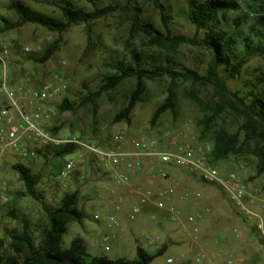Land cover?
<instances>
[{
  "label": "rangeland",
  "instance_id": "rangeland-1",
  "mask_svg": "<svg viewBox=\"0 0 264 264\" xmlns=\"http://www.w3.org/2000/svg\"><path fill=\"white\" fill-rule=\"evenodd\" d=\"M12 1L14 0H0V25H2L1 20H6L10 24L17 21L15 13L8 9ZM21 1L37 11L54 18H61V12L56 6L58 0ZM71 1L78 7L86 8L87 11L93 10L90 0ZM237 1L242 11L239 14H230L228 22H223L222 27L225 30L234 29L235 17L241 16L243 21L238 29V36L241 37L240 39L249 36L252 44L257 45L262 39L261 33L258 31L259 26H256L254 31L251 29L256 17L248 6H264V0ZM96 4L140 7L144 10V22L152 23L157 29L166 33L161 12L155 8L154 0H97ZM163 5L172 18L168 21L172 35L193 38L196 30L187 17L188 0H164ZM130 26V17L126 14H116L100 21L94 27L97 48L92 53H87L88 42L84 27H74L58 35L40 26L28 24L0 34V44H7L11 48L12 74L15 81L13 85L20 82L25 74H29L36 82L51 80L58 74L64 77L68 84V91L64 97L76 102H80L88 92L98 90L104 76L110 72L107 64L128 60L131 49L137 52H141L142 49L147 51L144 57L146 68L151 67V59H154L156 63H160L159 65L170 66L177 71L193 69L205 74L211 59L208 51L191 45L179 47L176 54L156 47L148 50L147 40L141 36L132 40V47L129 49L126 42L129 38ZM58 39H61L60 49L51 61L40 65L30 59L40 57L47 46ZM25 48H30L31 53H25ZM262 72H264V55L258 53L248 64L242 77L231 81L229 86L233 91L240 90ZM135 83V80H129L115 92L104 95L97 103V114H94V108L90 105L74 113L64 114L58 111L59 103L42 106L43 123L47 129L61 127L59 133L61 138L80 139L92 142L91 145L95 147L101 145L102 148L112 146L118 133H124L129 139L157 138L163 143L173 141L178 144L191 143L190 137H193L194 144H200L201 128L198 123L206 112L193 102L192 97L199 98L202 107L205 108L213 98L210 88L196 86L189 81L178 82L177 117L174 118L172 114L167 113L156 127H152L150 122L153 113L164 102L171 80L165 77L155 82L146 81L144 101L137 105L131 123H113L115 114L125 105L126 98ZM217 124H227L231 132L237 130L232 120L226 116L218 119ZM206 142L205 145H209L210 138H207ZM5 156L6 161L3 163L0 177L8 187L11 204L7 208L0 207V239L4 238L7 244L10 241L6 236V230H21L23 222L26 221L33 237L38 240L37 227L48 221L41 203L30 197L17 201L13 199L16 192L25 191L18 173L12 169L13 165L21 163L29 167L33 174L41 176L37 191L45 205L50 208L59 205L64 193L78 191V207L85 213V219L81 224L73 223L69 226L63 237L64 248H69L75 239H81L92 256H105L112 260L120 258L134 260L137 245L155 254L163 243L168 249L152 264H264V242L255 231V219L241 217L229 198L218 187L205 183L197 175L191 180L193 182L190 187L181 185L180 188L172 183L178 191L173 202L178 211L176 216L160 212L156 220H152L143 212L142 217L129 223L125 215L130 213L134 206L139 205V200L133 196L132 201H127L124 194L126 188L117 185L111 179L104 178V171L99 162L94 163L88 157L84 162L85 167L83 169L77 167L72 179L65 180L58 177V174L71 156L54 158L51 152L46 153V157L23 161L9 154ZM161 168L164 172L175 176L186 173L181 169ZM218 170L223 174L233 172L245 180L249 192L256 200L255 211L264 215V176L249 181V178L256 174L254 160L230 158L222 162ZM82 177L86 180L80 182L79 178ZM181 189L184 192L190 191V196L183 198L181 195L184 192ZM108 190L114 192V198L110 202H104V198L110 194ZM198 193L202 195L200 199L196 198ZM121 197L124 200V209L118 215L120 226L110 229L108 215L114 213V206ZM12 209L16 218L8 215ZM97 216L99 218H96ZM189 217H192L194 222H189ZM151 225L152 228H147ZM105 233L115 236L110 251H105L100 245V239ZM168 238L171 240L168 241ZM122 239L124 241H121Z\"/></svg>",
  "mask_w": 264,
  "mask_h": 264
},
{
  "label": "trees",
  "instance_id": "trees-1",
  "mask_svg": "<svg viewBox=\"0 0 264 264\" xmlns=\"http://www.w3.org/2000/svg\"><path fill=\"white\" fill-rule=\"evenodd\" d=\"M96 1L90 0L93 10L87 11L84 7L74 5L71 0H58L56 6L61 12V18H54L33 9L21 0H14L10 2L8 9L15 13L17 21L10 24L6 20H1L0 34L28 24L40 26L58 35L74 27H84L88 42L87 53H92L97 48L94 27L100 21L116 14H126L131 22L129 38L126 42L127 48L131 49L132 40L141 36L147 40L148 50L156 47L176 54L179 47L191 45L208 51L211 59L205 74H200L193 69L177 71L173 67L159 65L160 63H156L154 59H151V67L146 68L144 57L147 51L142 49L141 52H137L131 49L128 60L107 64L110 72L104 76L98 90L88 92L80 102L64 97L58 105V111L61 114L74 113L90 105L94 108V114H97V103L104 95L115 92L129 80H135V86L127 96L125 105L113 118V123L130 124L137 105L144 101L145 82H155L168 77L171 85L167 89V96L154 111L150 122L152 127H156L167 113L172 114L174 118L177 117V85L178 82L189 81L193 85L210 88L212 91L213 98L205 107L206 109L202 107V101L199 98L192 97L193 102L206 112L198 126L201 128L200 144L209 143L206 142L207 138L211 140L209 164L218 168L222 162L230 158L254 160L256 174L249 178V181L264 176V72L248 81L240 90L233 91L229 86L231 81L242 77L246 67L258 53L264 55V6H248L256 17L251 29L254 31V28L259 26L258 31L262 38L259 44L253 45L249 36L243 39L238 36V29L243 21L241 16L235 17L234 29L225 30L222 27L223 22H228L230 14H239L242 11L237 0H188L187 17L196 30L193 38L172 35L168 28V21L172 18L163 5L164 0H154V4L155 8L161 12L166 33L157 29L152 23L144 22V10L140 7L118 4L99 6ZM60 43L61 39L54 41L47 46L40 57L30 59L37 64L45 65L59 51ZM12 79L13 85L15 83L13 74ZM224 116L230 118L237 127L235 132H231L227 124H217V120ZM60 130L61 127L49 129L54 136H59ZM97 147L102 148L101 145ZM77 151V146L66 145L54 150H38L37 153L39 157H46V153L52 152L54 158H61L73 155ZM12 169L18 173L25 187V191L16 192L13 199L17 201L30 197L41 203L48 221L37 227L38 240L33 237L26 221L23 222L21 230H6V236L10 242L7 244L4 238L0 239V264H152L155 259L165 253L166 247L151 254L137 245L134 260L123 258L112 260L105 256H92L81 239H75L69 248H64L63 237L69 226L73 223L81 224L85 219V213L78 207V191L64 193L59 205L50 208L45 205L37 191L41 176L33 174L29 167L21 163L13 165ZM243 181L247 185L246 181ZM8 215L16 218L14 209L10 210Z\"/></svg>",
  "mask_w": 264,
  "mask_h": 264
},
{
  "label": "built area",
  "instance_id": "built-area-1",
  "mask_svg": "<svg viewBox=\"0 0 264 264\" xmlns=\"http://www.w3.org/2000/svg\"><path fill=\"white\" fill-rule=\"evenodd\" d=\"M24 52L29 54L31 49L25 48ZM12 63L10 46L0 44V172L6 161V154L19 161L36 160L39 158L38 150H54L66 145H75L78 151L70 155L71 158L65 162L58 177L72 179L74 170L77 167L83 169L88 157L94 163L99 162L104 171V178L124 186L132 196L138 198L139 205L134 206L131 212L125 215L126 221L133 223L143 216L144 206L147 205L171 216L178 214L174 206H168V201L176 194L174 188L162 185L132 187L134 177L143 173L147 165L150 168L147 177L153 181L170 178V174L164 172L161 167L181 169L195 173L205 183L218 187L241 217L254 218L255 231L264 242V215L255 211L256 200L240 176L233 172L223 174L217 167L209 164L210 145H195L194 138L190 136L191 143L178 144L173 141L163 143L157 138L129 139L124 133H118L113 145L104 149L80 139L54 136L43 123L42 106L61 102L68 91L65 78L57 74L51 80L36 82L29 74H25L20 82L12 85ZM79 180L83 182L86 178ZM189 192L185 191L182 197L188 198ZM109 193L114 194L113 191ZM201 197L200 193L196 194L197 199ZM10 204L8 187L0 177V207L7 208ZM123 209L124 200L121 197L114 206V213L108 215V228L120 226L118 215ZM188 220L194 222L192 217ZM114 238L110 233L103 234L100 239L101 247L110 251Z\"/></svg>",
  "mask_w": 264,
  "mask_h": 264
},
{
  "label": "crops",
  "instance_id": "crops-1",
  "mask_svg": "<svg viewBox=\"0 0 264 264\" xmlns=\"http://www.w3.org/2000/svg\"><path fill=\"white\" fill-rule=\"evenodd\" d=\"M148 169L149 166L147 165L145 167V171H143V173L137 175L136 177H134L133 179V182H132V187H136L138 185H151V186H154V187H159V186H165L164 184L165 183H170L169 185H166L165 187H169V188H174L172 186V183H175L176 186H179L181 188V185H184L186 187H190L191 183L193 181H191L192 179H194V176H196L197 174L195 173H192V172H188L186 171L185 174H182V176H175V174H170V178L168 180H162V179H158V180H150L147 175H148ZM198 176V175H197ZM175 189V188H174ZM183 189V188H182ZM181 189V190H182ZM184 190V189H183ZM182 190V191H183ZM128 189H125L124 191V194H125V197L127 201H132V194L128 193ZM175 192L176 194L168 201V206H174L173 205V202L175 201V196L177 195L178 191L175 189ZM184 192V191H183ZM182 196V195H181ZM131 197V198H130ZM114 198V194L111 195V194H107V196L104 198V202H110L112 199ZM176 208V207H175ZM160 212L159 210H157L156 208H154L153 206L151 205H147V206H144V215H147L148 217H150L152 220H154L158 215H160ZM153 225L147 227V228H152ZM146 227V226H145ZM171 239L168 238V241H170ZM121 241H124V239H122ZM163 247H166L165 245H163L162 243V246L160 249H162ZM168 248L166 247V250Z\"/></svg>",
  "mask_w": 264,
  "mask_h": 264
}]
</instances>
